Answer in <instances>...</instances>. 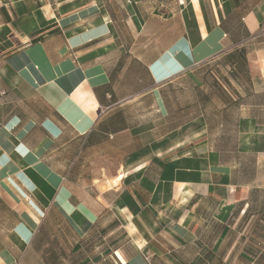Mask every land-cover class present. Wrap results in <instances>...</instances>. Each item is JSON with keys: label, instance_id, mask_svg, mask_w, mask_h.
I'll use <instances>...</instances> for the list:
<instances>
[{"label": "crops", "instance_id": "1", "mask_svg": "<svg viewBox=\"0 0 264 264\" xmlns=\"http://www.w3.org/2000/svg\"><path fill=\"white\" fill-rule=\"evenodd\" d=\"M263 22L0 0V264H264Z\"/></svg>", "mask_w": 264, "mask_h": 264}, {"label": "built area", "instance_id": "2", "mask_svg": "<svg viewBox=\"0 0 264 264\" xmlns=\"http://www.w3.org/2000/svg\"><path fill=\"white\" fill-rule=\"evenodd\" d=\"M264 38V22L261 24L259 30L252 36V39Z\"/></svg>", "mask_w": 264, "mask_h": 264}, {"label": "bare ground", "instance_id": "3", "mask_svg": "<svg viewBox=\"0 0 264 264\" xmlns=\"http://www.w3.org/2000/svg\"><path fill=\"white\" fill-rule=\"evenodd\" d=\"M119 182H120V179H115L113 182L111 181L110 183H115L117 185ZM110 186H111V184H110Z\"/></svg>", "mask_w": 264, "mask_h": 264}]
</instances>
